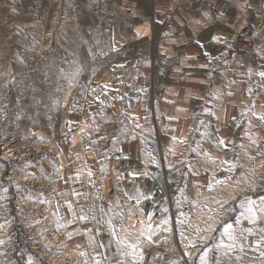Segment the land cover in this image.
I'll use <instances>...</instances> for the list:
<instances>
[{"label":"rangeland","instance_id":"rangeland-1","mask_svg":"<svg viewBox=\"0 0 264 264\" xmlns=\"http://www.w3.org/2000/svg\"><path fill=\"white\" fill-rule=\"evenodd\" d=\"M134 1L0 0V158H4L0 159V236L4 238L0 263L26 264L31 254L41 264H73L67 253L55 263L53 248L43 247L37 233L46 229L42 227L48 222L37 223L38 217L44 216L47 208L55 220V231L64 234L68 249L73 250L68 242L67 217L73 213L78 217L82 208L89 216L99 215L101 206L107 210L114 204L95 181L98 176H109L110 164L103 165L105 172L101 173L98 163L108 154L113 135L129 130L127 111L131 103L149 101L162 89L154 83L155 72L150 79L140 72L141 58L147 51L149 55L153 23L149 5L139 2L135 6ZM193 5V1L187 2L189 8ZM137 58L140 63L136 67L133 63ZM77 67L83 72L69 88L63 77ZM95 126L99 132L93 131ZM141 134L138 132L139 137ZM92 140L98 142L93 144ZM90 149H98V156ZM261 157L264 151L256 158ZM131 160L140 161L135 156ZM257 162L258 168L253 163L232 176L253 169L264 179V168H260L264 161ZM89 169L91 177L87 175ZM99 181L108 184V180ZM16 183L21 188L15 190ZM233 187L232 196H236L239 189ZM217 188L222 191V186ZM225 194L232 198L228 190ZM210 197L211 193L205 196ZM74 221L80 226L88 222L84 229L95 231L91 219ZM193 223L197 229L198 223ZM165 237L162 235L154 245H160ZM96 239L108 241L103 226ZM113 250L109 249V254ZM79 259L76 264H84L83 257Z\"/></svg>","mask_w":264,"mask_h":264},{"label":"crops","instance_id":"crops-1","mask_svg":"<svg viewBox=\"0 0 264 264\" xmlns=\"http://www.w3.org/2000/svg\"><path fill=\"white\" fill-rule=\"evenodd\" d=\"M188 1L194 2L192 8L187 6ZM211 1L219 9L215 15L209 14ZM139 2L149 5V18L153 23L149 55L147 51L141 58L140 72L149 79L155 72L154 83L162 89L160 93L155 92L149 101L131 103L127 111L130 115V128L118 136L115 144L112 142L109 145L107 156L130 160L131 156H135L140 160V164L131 160V165L121 175L124 192L129 195H134L136 189L150 196L155 194L158 187L171 190V205L165 206L169 209L165 216L170 221L172 232L165 231L164 226H159V222L153 221L152 216L153 227L158 228L153 239L159 242L162 235L179 236L178 229L181 226L178 223L177 198L181 200L180 211L188 216L193 211H204L210 215L208 207L216 208L211 198L206 200L208 202H203V198L212 193L207 190L206 185L212 179L213 172L217 178L228 175L222 170L220 161L239 159L244 166L254 163L256 168L259 165L258 162L255 164L256 160L264 161V157L256 158L264 151V123L251 117L252 126L249 127L245 117L241 116V112L251 105L253 99L255 111L258 114L264 113V87H258L264 85V81L255 75L249 78L244 74L248 67L254 71L264 70V0H135L134 5L139 6ZM179 6L181 10H177ZM213 36L221 37L220 42L214 41ZM241 39L248 42L254 53L245 54L236 50ZM205 52L210 56H205ZM249 87L253 89L254 96H249ZM217 90L220 93L218 98L209 95ZM228 92L232 95L229 96ZM205 108H210L216 115H208ZM248 115L251 116L250 113ZM201 120L205 122L204 125H201ZM209 125L208 131L212 138L205 139L201 133ZM142 128L145 129L144 133ZM138 132L142 136L139 137ZM246 132L258 140V148L250 145ZM219 136L235 143L229 144L228 148H217L215 140ZM173 137L176 139L173 140ZM241 143L246 145L249 155L255 159L249 160L244 156V150L239 147ZM193 148H196L195 152L192 151ZM95 150L91 151L99 154L98 149ZM204 152L217 158L215 165L205 160ZM107 159L103 156L100 161ZM238 170L239 168L234 173ZM131 172L141 175L132 177ZM180 189L184 190L183 196ZM261 194L264 192L252 196L256 198ZM239 199L230 203V206L237 209V212L231 214L233 220L240 211ZM145 202L146 200H141L139 205L147 220V215L153 211L148 209ZM226 217L228 220L229 217ZM67 222V228L70 227L67 231L69 245L74 251L78 248L79 253L87 251L91 254L92 249L86 240L90 234L84 229L88 222L80 226L74 221L72 214L67 217ZM193 222L189 216L183 226L185 235L191 239L201 234L196 231ZM198 225L200 228L205 226ZM250 226L252 225L247 221L240 225ZM256 227H264V224ZM69 233H72L71 237ZM258 256V252L246 249L243 264H249L251 257ZM83 260L85 261V257Z\"/></svg>","mask_w":264,"mask_h":264},{"label":"snow or ice","instance_id":"snow-or-ice-1","mask_svg":"<svg viewBox=\"0 0 264 264\" xmlns=\"http://www.w3.org/2000/svg\"><path fill=\"white\" fill-rule=\"evenodd\" d=\"M207 15V14H206ZM212 39L216 42H220L221 37L213 36ZM199 44L200 42L197 41ZM203 47V45H201ZM205 56H210L209 53L205 52ZM216 59V57H211ZM201 67H206V65H201ZM62 74H63V70ZM83 72L82 67H77L75 71L64 75V79L70 88L73 86ZM249 78L253 75L264 81V70L254 71L253 68L248 67L247 71L244 73ZM235 81H232L234 83ZM107 85H105V88ZM258 87H264V85H258ZM93 91H95L93 89ZM229 96L232 95L231 92L227 93ZM249 96H254L253 89L248 88ZM210 96L218 98L220 95L219 90L215 92H210ZM99 99V97H97ZM103 104V101H100ZM204 111L211 116L216 115L210 108H205ZM251 114L249 116L248 114ZM241 116L245 117L249 127L252 126L251 117H256L259 121L264 123V113H257L255 111V100L253 99L251 105L241 112ZM219 119V117H217ZM235 119V117H233ZM93 125H95V118L93 117ZM123 123L122 121L120 122ZM201 125H204V121H200ZM139 126V125H137ZM239 126V125H237ZM206 126L201 136L205 139H211L212 134L208 131ZM93 131L99 132V126H95ZM218 131V129H217ZM91 138V133L87 134ZM250 145L253 147H259V142L256 138L252 136L251 133L246 132ZM83 138V136H82ZM118 136L113 135V144L118 141ZM99 139H105L104 136H100ZM176 137H173L175 140ZM97 140H92V143H97ZM234 141H226V138L219 136L215 140V146L217 148H228L229 144H234ZM199 147V144H197ZM241 149L244 150V156L247 159H255L250 156L246 145L241 143L239 145ZM193 152L196 148L192 149ZM234 151V148H233ZM205 160L211 162L213 165L216 164L217 158L212 157L209 153H203ZM107 159V154H105ZM77 160L80 159L79 156L76 157ZM220 165L223 171L228 175L223 178H217L215 172L212 174V179L206 185L208 191H214L216 186H235V189H243L246 193L254 191L252 183L248 179L247 173H241L242 179H234L232 173L237 168H244V165L240 163L239 159L233 160H222ZM157 166H159L157 164ZM192 168V165L189 164ZM264 168V165H261ZM105 172V168L101 167V173ZM147 175V173H142ZM198 174V173H197ZM89 177L92 176V172L89 169L87 172ZM130 175L135 177L141 175V173L131 172ZM76 178H79V171L76 173ZM71 179V177H70ZM119 179V178H118ZM231 182V183H229ZM5 191H7L5 189ZM264 192V188L261 189ZM181 196L184 195V190L180 189ZM77 196L81 195L76 193ZM198 195H203V193H198ZM127 201H134L136 205H139L141 200L150 199L151 196L141 192L136 189L134 195H129L125 192ZM187 199V197H185ZM235 200L236 197L232 196ZM126 201V202H127ZM216 208L212 209L208 207V212L211 213L207 216V221L203 228L197 227L196 231L201 233L195 239H191L185 235L183 226L185 221L189 219V216L180 211L181 200L177 198L176 207L179 212L178 223L181 226L178 229L179 242L183 246L182 255L179 259L166 260L160 253H156L151 257L153 264H243L244 256L246 254V249L250 252H258V257H251L249 264H264V227L257 228L259 224H264V194L258 195L254 198L251 194H244L239 199V209L238 215L235 216L234 220L231 219V214L237 212V209L230 206L229 200L224 198L214 199ZM69 210L72 209V203L68 202ZM141 215H144L143 209H137ZM91 211V210H90ZM162 213H168V207H163L161 209ZM99 215L93 214L89 216L81 209L80 215L77 217L73 213V219L86 221L91 219L95 222V231L93 229H86L85 231L89 233V247L92 249L91 254L87 251L80 252L82 257H85L84 264H144L145 262V248L156 243L153 236L158 231V228H154L152 224V216L155 212L147 215L148 223L145 224L144 220L137 218L136 222L130 227L126 226L124 223L125 218L131 219L135 214L131 209L125 210L124 204H122L119 199L114 204H110L107 210L103 206L98 209ZM224 216H228V220H223ZM243 221H247L250 227H240ZM72 221H69L71 223ZM103 226L109 235L107 242L103 240H98L96 237L100 234V228ZM159 226H164V230L171 233L172 227L170 226V221L167 216L159 221ZM217 226H219V231L217 232ZM58 227H64L63 224H59ZM78 231V230H77ZM212 233H217L216 235H211ZM72 233H69L71 237ZM211 236V240L209 239ZM250 237H258L257 239L250 240ZM3 243V241H0ZM202 248V250H201ZM109 249H114L109 254ZM26 264H41L33 255L29 254L26 258Z\"/></svg>","mask_w":264,"mask_h":264},{"label":"built area","instance_id":"built-area-1","mask_svg":"<svg viewBox=\"0 0 264 264\" xmlns=\"http://www.w3.org/2000/svg\"><path fill=\"white\" fill-rule=\"evenodd\" d=\"M188 5L191 7L192 3L189 2ZM178 10H181V6L178 7ZM218 10L219 9H218L216 3L211 2L209 5V14L215 15L218 12ZM236 50H238L242 53H245V54H250L253 52V50L251 49V47L249 46L247 41H239L237 43ZM139 63H140V59L137 58V59H135L133 64H134V66L137 67L139 65ZM0 159L4 160V158H0ZM5 162H7L6 159H5ZM107 163L110 164L109 176L104 177V178H103L104 175L98 176L95 180L96 183H98V185L101 187V190L104 191V195L106 197H109V199H112V201L114 203L117 201V199H119V201L122 204H124L125 210L131 209L135 213L133 216L139 215L140 212L137 209H140V205H136L134 201H127V197L125 196V192L123 191V188L120 185L121 184L120 176L131 165V160L129 158L112 157V158H108L107 160L98 163V166L102 167L103 165H105ZM241 173H247L248 179L253 185L254 191H252L250 193H253V192L256 193L259 190H261L262 188H264V179L262 177H259L257 173H256L257 176L253 177L251 179V173H254L253 169H249V170L244 169V170H242ZM241 173L234 175L233 178L237 179V180L242 179ZM12 174H13V172H12ZM101 179L108 180L107 186L102 184L101 181H99ZM6 180L9 181V178H7ZM11 181L12 180L10 179V182ZM229 183H231V182H229ZM233 186H229V187H223L222 186V188H220V189H222L221 192H218V190H217L218 188L214 189V191L211 193V197H210L211 200L214 201V199H212V198H218V196L220 195V198L228 199L229 202L234 201L232 198H230V196L227 197L225 194V192H227V190H228V194H229V189ZM19 188H21V186H18V184L16 183L15 190L19 189ZM250 193H246L245 190L239 189V192H236L235 197L239 198L240 196H242L244 194H250ZM171 199H172L171 190L169 188H162V187H158L156 189L155 194L151 195L150 199H146L145 203H146V206L148 207V209L155 212V215H153V221L159 222L161 219H163V217L165 216V213H162L161 209L168 204L171 205ZM206 200H208V199L203 198V202H208ZM48 214H50V215H48ZM189 216L194 222H197L198 224L199 223L205 224L207 221L208 215L204 211H193L190 213ZM38 219L39 220H37L36 222L40 223V224L48 222L47 227H42V228H46V229H42V230L38 231L37 234L39 235V237H41L40 241H42L44 243L43 247H47L50 249L53 248L54 256H55L53 258V260L55 261V263L57 262V260H55V259L61 258L64 255V253H67L66 254L67 259L68 260L74 259L73 264H76L77 257L76 256H70L68 253L69 249L67 246L66 237L64 236V234H59L55 231V228H54V226H55L54 221L55 220L52 217L50 211L46 208L45 209V215L39 216ZM223 220H225V217L223 218ZM217 227H219V226H217ZM165 236H163V237H165ZM169 236L167 235V237H165L163 240H161L162 242L160 245H154V246L147 248L145 250V263L146 264H153L151 257L156 253H160L166 260L179 259L180 258V256L182 255L183 246L179 242V237H176L173 235L174 238L169 239L168 238ZM31 239H34V238H31ZM209 239L211 240V238H209ZM1 244L2 243H0V245ZM34 249H36V248H34ZM38 249H39V247H38ZM39 250H41V249H39ZM201 250H202V248H201ZM55 251L57 253H55ZM62 252H63V254H62ZM41 256H43V255H41ZM0 264H6V263L4 262V263H0Z\"/></svg>","mask_w":264,"mask_h":264},{"label":"bare ground","instance_id":"bare-ground-1","mask_svg":"<svg viewBox=\"0 0 264 264\" xmlns=\"http://www.w3.org/2000/svg\"><path fill=\"white\" fill-rule=\"evenodd\" d=\"M42 135H43V132L40 134V136L42 137ZM45 147H48L47 145H45ZM8 154H10V157H12V151L11 150H8ZM252 175H255V173H253V174H251V177H252ZM120 177H122V176H120ZM254 177H256V175L254 176ZM22 179V178H21ZM25 181V180H24ZM232 188H234V187H232ZM232 188H230L229 189V195H234L235 193H234V189H232ZM211 202V201H210ZM208 204V203H207ZM210 204V203H209ZM208 204V205H209ZM212 207V206H211ZM140 218V219H142V220H144V222H145V224H147L148 223V221L146 220V218H145V216L144 215H141L140 213H139V215H136V216H132L131 217V219H128L127 217H126V219H127V221H126V223H127V226H131L133 223H135L136 222V220H137V218ZM44 222V221H43ZM3 237V236H2ZM179 237V236H178ZM174 238V236L172 237V238H169V239H173ZM2 239H4V238H1V236H0V241H2ZM70 248V247H69ZM71 249V248H70ZM69 253H70V256H76L77 257V259H78V261H79V263L81 262V260L79 259V258H81L80 256H78L79 254H77V252L76 251H74V250H69L68 251ZM146 264V263H145Z\"/></svg>","mask_w":264,"mask_h":264}]
</instances>
